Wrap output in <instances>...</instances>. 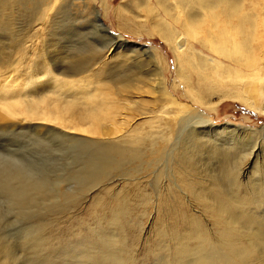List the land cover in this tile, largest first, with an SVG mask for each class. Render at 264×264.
<instances>
[{
  "label": "rangeland",
  "instance_id": "1",
  "mask_svg": "<svg viewBox=\"0 0 264 264\" xmlns=\"http://www.w3.org/2000/svg\"><path fill=\"white\" fill-rule=\"evenodd\" d=\"M16 25L25 38L20 41L22 49L17 47L10 61L0 65V88L13 85L23 90L27 84L26 89L36 90L35 97L47 92L52 104L54 99L71 103L70 114L75 110L82 114L89 104L102 98L103 114L108 118L99 121L102 135L70 129L49 119H17L25 126L42 125L30 129L0 125L1 240L19 241L23 228L32 222L30 213L45 207L53 198L48 196L26 212L19 211L11 203L10 193L2 190L7 172L22 178L45 179L51 192L74 188L78 183L68 170L93 147L92 139L114 140L163 115L165 119L186 120L184 130L195 128L205 146L185 164L186 179L180 180L176 169L171 175L169 167L167 178L160 180L153 172L148 176L143 172L135 182L139 192L151 191V185L157 184L167 193L172 185L184 197L190 212L211 227L210 219L195 202L211 204L213 200L205 193L192 198L186 185L190 179L199 181L204 191L219 186L229 192L226 170L230 165L237 163L242 183L251 177L256 178L255 184L258 175L264 176V0H48V6L37 13L30 25L26 26L22 18ZM85 46L92 47L97 56L84 69L71 70L73 63L80 60L76 51ZM126 75L134 78L135 84L122 91L118 79ZM139 77L143 82H138ZM66 117L71 118L68 114ZM88 122L85 119L80 127ZM254 143L255 153L246 159ZM234 146L244 148V152L238 154L234 164L226 163L225 153ZM255 163L262 164L256 174ZM191 168L195 173L191 174ZM107 181L110 183L94 185L82 198L70 202L58 217L48 218L47 231L53 247L59 237L67 236L66 231L81 229L79 221L93 225L88 214L93 200L105 194L104 186L120 188L111 179ZM131 183L126 185L130 187ZM130 198L129 195L130 203L137 200L136 196ZM140 212L138 208L139 217L135 219L139 254L150 231V221L158 214L155 210L150 214ZM49 213L48 217L52 215ZM18 249L19 263L24 252ZM56 256L54 253L48 264H72Z\"/></svg>",
  "mask_w": 264,
  "mask_h": 264
},
{
  "label": "bare ground",
  "instance_id": "2",
  "mask_svg": "<svg viewBox=\"0 0 264 264\" xmlns=\"http://www.w3.org/2000/svg\"><path fill=\"white\" fill-rule=\"evenodd\" d=\"M47 6L48 0H0V65L5 66L10 61L17 47L22 49L20 41L25 37L15 28L19 18L28 26L37 13H41ZM86 47L76 51L75 55L80 60L73 63L71 70L84 69L97 56L92 47ZM118 81H121L122 91L135 84L134 78L127 75ZM138 82H143L142 77L138 78ZM25 87L23 90L13 85L0 88L1 126L17 129L42 126L21 125L17 119L22 117L24 121L49 119L68 128L100 133L99 121L108 118L103 114L102 98L95 104H89L82 114H76V110L75 114H70L73 109L71 103L54 99L52 104L47 92L35 97L36 90ZM67 114L71 118H67ZM85 119H89L90 123L80 127ZM144 123L114 140L92 139L93 147L86 151L85 157L82 156L84 158L70 170L71 173L68 170V175L78 183L74 188H57L51 192L45 179L22 178L7 172L2 190L10 193L11 203L19 211L29 210L43 198L48 199V196L53 198L49 204L45 203V207L30 213L33 216L32 222L25 224L28 226L23 228L19 241L12 243L0 239V264H31L35 261L48 264L54 258V253L56 257L72 264H264V176L258 175L260 178L255 184L253 180L256 178L250 177L244 183L238 180L239 168L235 162L244 148L234 146L225 153L226 163H235L229 164V169L226 168L229 183L226 189L229 188V192L219 186L204 191L201 183L194 179L186 184L192 198L197 199L205 193L213 200L211 204L195 202L200 212L210 219L211 227H208L201 218L190 212L184 197L172 185V189L166 193L157 184L151 185V191L143 189V192H139L140 186L135 184L141 178L138 174L143 172L147 176L153 172L156 180L166 177L168 167L171 175L174 169L178 170L177 177L183 180L185 164L191 162L194 155L205 146L200 142L198 131L195 128L185 131L186 120L177 117L165 119L164 115L152 123ZM255 146L256 143L252 144L246 159L253 157ZM261 165H253L255 174L262 170ZM193 169L191 174L195 173ZM109 179L115 185H120V188L104 186L102 192L105 194L93 200L88 212L93 218V225L79 221L81 229L66 231L67 236L59 237L58 244L53 247L47 231L48 218L58 217L70 202L77 201L94 185L110 183L105 182ZM129 182L134 184L128 187L126 184ZM134 192L138 195H134ZM129 195L131 198L136 196L137 200L132 199L130 203L127 199ZM138 208L142 214H150L152 210L158 213L156 219L150 221V231L146 233L140 254L135 243ZM48 211L52 214L49 217ZM18 248L23 250L21 253L24 252L19 263L16 262Z\"/></svg>",
  "mask_w": 264,
  "mask_h": 264
},
{
  "label": "water",
  "instance_id": "3",
  "mask_svg": "<svg viewBox=\"0 0 264 264\" xmlns=\"http://www.w3.org/2000/svg\"><path fill=\"white\" fill-rule=\"evenodd\" d=\"M98 15H96V17H97ZM100 23H102V22H100ZM107 29V31H109L112 35H114V32L113 31H110L108 28H106ZM123 42H126V41H123ZM121 45H123V43H121Z\"/></svg>",
  "mask_w": 264,
  "mask_h": 264
}]
</instances>
